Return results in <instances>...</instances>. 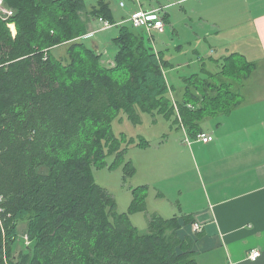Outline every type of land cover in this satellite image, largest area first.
I'll use <instances>...</instances> for the list:
<instances>
[{
	"label": "trees",
	"instance_id": "obj_1",
	"mask_svg": "<svg viewBox=\"0 0 264 264\" xmlns=\"http://www.w3.org/2000/svg\"><path fill=\"white\" fill-rule=\"evenodd\" d=\"M3 1L13 17H0V264H197L194 241L179 234L190 215L183 223L155 215L141 234L131 216L146 210L148 186L119 213L94 170L124 165V179L135 175L125 156L150 143L114 133L123 115L134 126L144 114L162 117L196 138L206 118L242 105L236 85L257 65L239 53L212 58L219 71L184 78L175 101L166 72L176 66L144 29L117 22L109 2L88 10L86 0ZM90 18L119 29L111 65L97 42L84 40ZM21 224L30 245L18 252Z\"/></svg>",
	"mask_w": 264,
	"mask_h": 264
},
{
	"label": "crops",
	"instance_id": "obj_2",
	"mask_svg": "<svg viewBox=\"0 0 264 264\" xmlns=\"http://www.w3.org/2000/svg\"><path fill=\"white\" fill-rule=\"evenodd\" d=\"M129 1L121 8L126 12L117 22H126L139 10L134 0ZM161 7L166 8V29L163 34L155 32L154 39L160 36V43L167 47L165 39L171 35H192L214 44L209 45L216 49L215 52L211 49L210 58L220 60L232 53L246 56L257 68L241 88L245 82L255 84L253 90L258 95L254 101H264V0H141V8L145 10ZM112 12L116 13L113 8ZM94 41L101 45L100 39ZM175 49L181 51L183 46ZM256 72L263 75L254 77ZM184 78L183 87L173 94L175 101L184 95ZM212 118L215 117L202 123L203 133L211 135L212 142L202 143L183 129L186 139L170 145L168 152L173 162L160 166L156 182L158 198L177 199L181 207L177 215L180 223L182 217H192L193 223L182 232L192 231L194 223L201 225V232L186 234L194 241L192 253L197 264H264V102L242 103L231 114L216 117L217 122H210ZM183 161L192 167L185 170ZM177 168L180 173L174 176H182L186 193L175 188L180 184L160 188V184L171 180L164 177L175 173ZM193 172L196 182L188 183L186 176ZM194 187L200 191L194 193ZM255 250L260 256L252 261L249 256Z\"/></svg>",
	"mask_w": 264,
	"mask_h": 264
},
{
	"label": "rangeland",
	"instance_id": "obj_3",
	"mask_svg": "<svg viewBox=\"0 0 264 264\" xmlns=\"http://www.w3.org/2000/svg\"><path fill=\"white\" fill-rule=\"evenodd\" d=\"M99 0H86V7L88 10L93 5H96ZM106 2H109L111 7L114 9L116 13H114L115 19L117 21L120 20V17L124 14V10H122L119 7L120 1L125 2L126 4H130L129 0H105ZM3 6H5L3 1ZM7 8V7H6ZM8 9V8H7ZM143 9V8H142ZM156 9V8H155ZM11 10V9H10ZM145 10V9H144ZM153 10V9H150ZM149 11V10H146ZM165 14H162L161 18L165 21ZM0 17L2 19L13 17L8 14H0ZM130 18V17H129ZM7 20V21H8ZM106 21V20H105ZM129 22V19L127 20ZM126 21V22H127ZM111 25L109 21H106ZM9 25H13L15 28V35H16V27L14 23H9ZM102 23L99 20H94L90 18L89 21V34L84 38L85 41H88L91 45L94 38L96 40H101L100 49L102 50L101 53L103 55V60L111 65L113 62V57L116 52V47L112 43V39L115 38L118 34V27L113 26L112 28L108 30H102ZM91 29V31H90ZM143 29V28H139ZM166 27L164 28L165 31ZM11 30V29H10ZM145 30V29H144ZM146 34H149L147 30H145ZM12 33V32H11ZM155 31L151 33V36H154ZM164 32H160L159 34H163ZM106 40V41H105ZM166 46L164 47L160 43V36H156L155 39L152 41V45L155 49H158L162 52H164L165 58L171 62L173 65L176 66L175 70H168L166 72L167 79L169 84L174 85L177 87V89L183 87L182 78L191 76V74L194 73H203L201 70L205 68L207 71L216 73L219 71V68L214 64V61H212L214 58L217 59L215 56H212L210 58V55H213L211 53L212 50L214 52L216 49H212L211 46H214L212 43H204V41L197 40L195 36L188 35V36H169L165 39ZM175 42V43H173ZM159 44V45H158ZM174 44V45H173ZM183 46V49L181 51H176V46ZM212 49V50H211ZM61 52V53H60ZM198 52V53H197ZM59 57H64L65 55V48H61V50L58 52ZM246 57V56H245ZM247 58V57H246ZM256 64V63H255ZM263 74L261 72H256L254 74V77L262 76ZM237 89H241V93L243 94V103L244 104H251L254 102H264V101H254L255 97L258 95L256 92H254L253 89H256L255 84H250L249 82H245L244 86L241 88V85H236ZM240 91V90H239ZM262 96V91L261 95ZM219 118H212L209 119L210 122H217ZM204 123V122H203ZM113 131L116 135H120L121 133H125L128 135V137H135L138 138V136L144 137L150 145L148 148H138V147H130L127 154L125 161L132 162L133 166L136 169V173L131 178L125 177L124 172V165H121L117 169L109 170L107 168L105 169H95L94 170V178L97 184L105 188L116 200L117 202V210L119 213H126L128 212L131 203L134 199L133 197V190L136 189L138 186L146 185L148 186L147 191V199L145 211L142 212H136L131 216L132 223L134 226L138 228L141 234H146L148 232V220H150L152 217L157 215V212H160V215L165 218L169 219L173 217L174 215L180 214V205L179 202H177L176 198H174L172 201L171 198L167 199H160L158 198V187L156 186V183L159 178V171L161 165H167V163L163 162H173V157L168 152V149L170 145L173 142H180L181 140H185L186 137H184V130L179 128H174V130L171 127V123L167 122L162 117H153L148 114L142 115V124L139 126L132 125L129 120L123 115V120H116L113 123ZM186 143V142H185ZM113 159L110 158L109 162H112ZM181 164H183V167L185 170H189L192 166L187 162L183 161ZM178 168L175 173L168 174L167 177H164V180H168L171 178V180H168L164 185L160 184V188L165 190L168 185L174 184L180 186H177L178 191H185L187 188L185 187V183L182 182V176H174L179 174ZM195 172L188 173L186 176V181L188 183L190 182H196V176ZM163 180V181H164ZM187 184V183H186ZM188 185V184H187ZM200 191V188L194 187V193ZM169 192V191H168ZM169 196L173 197L172 193H168ZM177 194V193H176ZM175 194V196H176ZM174 196V197H175ZM159 216V215H158ZM24 224L20 225V230L22 233H20L21 240L18 244V252L20 251H26L27 248L24 237L26 236V233H23L24 231ZM190 229V228H189ZM189 230H185L182 232L180 231L181 238L185 237L186 234H190ZM23 240V242H22Z\"/></svg>",
	"mask_w": 264,
	"mask_h": 264
},
{
	"label": "built area",
	"instance_id": "obj_4",
	"mask_svg": "<svg viewBox=\"0 0 264 264\" xmlns=\"http://www.w3.org/2000/svg\"><path fill=\"white\" fill-rule=\"evenodd\" d=\"M135 4H137L140 8L139 10L135 11L131 17L129 18V22L133 25L135 28H143L151 33L153 31L162 33L164 32L165 24L164 20L161 18L162 14H164L166 8L161 7V8H156L153 10L146 11L141 8V0H134ZM126 4L125 2H120L119 7L120 8H125ZM0 14H8L10 16L13 15V10L7 9L6 7L3 6V0H0ZM3 20H8V18L3 19ZM102 23V30H108L113 27V25L107 23L105 20L100 19L99 20ZM10 26V25H9ZM13 37H15V32L12 31ZM198 140H200L202 143H210L214 139L211 135L205 134V133H200L197 135ZM191 234H195L196 232H201V225L199 223H194L192 225V231H190ZM24 241L26 245H30V241L27 236L24 237ZM260 256L259 251H252L250 253L249 259L252 261H256L258 257Z\"/></svg>",
	"mask_w": 264,
	"mask_h": 264
},
{
	"label": "bare ground",
	"instance_id": "obj_5",
	"mask_svg": "<svg viewBox=\"0 0 264 264\" xmlns=\"http://www.w3.org/2000/svg\"><path fill=\"white\" fill-rule=\"evenodd\" d=\"M10 28H11V30H12V31H14V32H15V28H14V26H13V25H10Z\"/></svg>",
	"mask_w": 264,
	"mask_h": 264
}]
</instances>
